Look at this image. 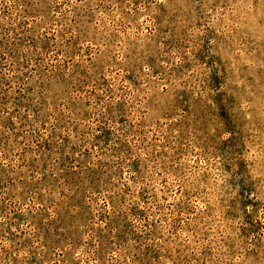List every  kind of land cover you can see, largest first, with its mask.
<instances>
[{
  "label": "rangeland",
  "instance_id": "rangeland-1",
  "mask_svg": "<svg viewBox=\"0 0 264 264\" xmlns=\"http://www.w3.org/2000/svg\"><path fill=\"white\" fill-rule=\"evenodd\" d=\"M0 264H264V0H0Z\"/></svg>",
  "mask_w": 264,
  "mask_h": 264
}]
</instances>
